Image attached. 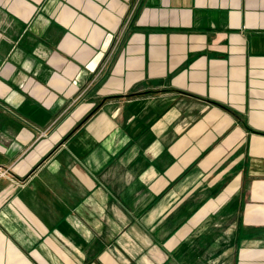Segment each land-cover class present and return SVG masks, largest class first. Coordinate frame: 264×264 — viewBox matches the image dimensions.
Listing matches in <instances>:
<instances>
[{
    "label": "crops",
    "instance_id": "1",
    "mask_svg": "<svg viewBox=\"0 0 264 264\" xmlns=\"http://www.w3.org/2000/svg\"><path fill=\"white\" fill-rule=\"evenodd\" d=\"M0 264H264V0H0Z\"/></svg>",
    "mask_w": 264,
    "mask_h": 264
},
{
    "label": "built area",
    "instance_id": "2",
    "mask_svg": "<svg viewBox=\"0 0 264 264\" xmlns=\"http://www.w3.org/2000/svg\"><path fill=\"white\" fill-rule=\"evenodd\" d=\"M117 43H118V41H116V43H115V44L113 45V47L111 48V53H110V55H112V54H113V51L116 50V48H117ZM108 60H109V59H107L105 63H107Z\"/></svg>",
    "mask_w": 264,
    "mask_h": 264
}]
</instances>
